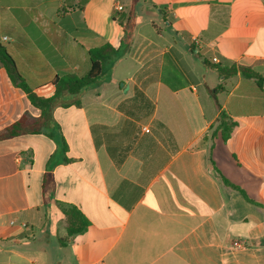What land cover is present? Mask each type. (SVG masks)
Segmentation results:
<instances>
[{"label": "crops", "instance_id": "1", "mask_svg": "<svg viewBox=\"0 0 264 264\" xmlns=\"http://www.w3.org/2000/svg\"><path fill=\"white\" fill-rule=\"evenodd\" d=\"M106 44L81 107L0 141V264H264V0H0V45L41 97ZM41 114L0 68V131ZM59 205L90 227L69 238Z\"/></svg>", "mask_w": 264, "mask_h": 264}, {"label": "trees", "instance_id": "2", "mask_svg": "<svg viewBox=\"0 0 264 264\" xmlns=\"http://www.w3.org/2000/svg\"><path fill=\"white\" fill-rule=\"evenodd\" d=\"M130 27L134 25V19L129 20ZM126 34L129 30L125 27ZM128 46V42L124 44ZM124 47V48H125ZM119 55V50H116L111 45L106 44L99 48H93L88 52L90 60V69L87 74L78 76L76 74H69L62 77H56L52 80V85L55 88V93L52 97L44 98L39 96L29 86L27 81L19 72L17 65L13 57L9 54L7 49L0 45V68H3L14 86L19 88L25 95H27L31 104L41 111V116L36 119L30 115L22 116L18 121L0 131V141L19 137L25 134H38L41 133V128L47 126L46 122L51 118V111L56 108H69V107H81L83 96L91 89L104 82L107 76L111 72L110 62ZM219 75L225 79L235 77L238 72L243 77L254 79L259 84L262 83L263 78L248 69H237L235 67L230 69H224L217 67ZM224 90L220 85L216 89L210 90V93L214 99L217 94ZM238 127V123L233 121L230 116L222 111L219 117L218 129L221 131V141L225 142L234 133ZM61 152L65 154L67 151V145L64 139L60 138ZM69 162L67 158L64 160ZM225 185L236 189L243 193V190L233 184L227 179L223 178ZM244 194V193H243ZM63 219L66 222V230L68 237H74L76 235L84 233L90 227V221L83 215V213L73 205H59ZM61 244H64L60 239Z\"/></svg>", "mask_w": 264, "mask_h": 264}, {"label": "built area", "instance_id": "3", "mask_svg": "<svg viewBox=\"0 0 264 264\" xmlns=\"http://www.w3.org/2000/svg\"><path fill=\"white\" fill-rule=\"evenodd\" d=\"M117 10L118 11H122L123 10V7L122 6H117ZM195 49H193V52L194 53H196V54H198L199 53V48H200V42L198 41V40H195ZM213 62H215V63H218V60L215 58L214 60H213ZM146 132H148V130H146ZM23 227H27L26 225H23Z\"/></svg>", "mask_w": 264, "mask_h": 264}]
</instances>
